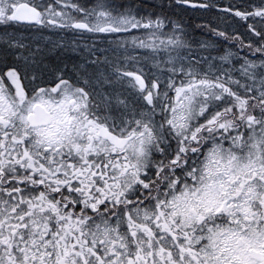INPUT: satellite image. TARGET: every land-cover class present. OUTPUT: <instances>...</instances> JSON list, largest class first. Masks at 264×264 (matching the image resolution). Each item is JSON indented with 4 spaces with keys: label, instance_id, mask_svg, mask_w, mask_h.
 <instances>
[{
    "label": "snow or ice",
    "instance_id": "1",
    "mask_svg": "<svg viewBox=\"0 0 264 264\" xmlns=\"http://www.w3.org/2000/svg\"><path fill=\"white\" fill-rule=\"evenodd\" d=\"M0 264H264V0H0Z\"/></svg>",
    "mask_w": 264,
    "mask_h": 264
}]
</instances>
